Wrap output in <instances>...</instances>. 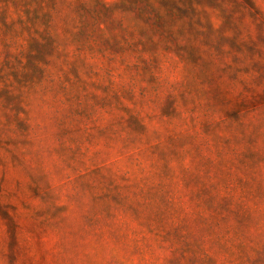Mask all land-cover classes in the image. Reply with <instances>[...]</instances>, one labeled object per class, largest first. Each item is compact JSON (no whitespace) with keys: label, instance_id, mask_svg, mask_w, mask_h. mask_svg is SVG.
<instances>
[{"label":"rangeland","instance_id":"rangeland-1","mask_svg":"<svg viewBox=\"0 0 264 264\" xmlns=\"http://www.w3.org/2000/svg\"><path fill=\"white\" fill-rule=\"evenodd\" d=\"M0 264H264V0H0Z\"/></svg>","mask_w":264,"mask_h":264}]
</instances>
